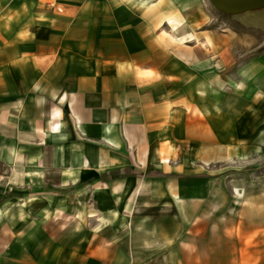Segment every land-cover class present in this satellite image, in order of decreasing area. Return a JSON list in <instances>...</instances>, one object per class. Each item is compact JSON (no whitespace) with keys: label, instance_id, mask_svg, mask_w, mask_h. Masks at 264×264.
<instances>
[{"label":"crops","instance_id":"crops-1","mask_svg":"<svg viewBox=\"0 0 264 264\" xmlns=\"http://www.w3.org/2000/svg\"><path fill=\"white\" fill-rule=\"evenodd\" d=\"M209 3L0 0V264H264V52L222 75Z\"/></svg>","mask_w":264,"mask_h":264},{"label":"rangeland","instance_id":"rangeland-1","mask_svg":"<svg viewBox=\"0 0 264 264\" xmlns=\"http://www.w3.org/2000/svg\"><path fill=\"white\" fill-rule=\"evenodd\" d=\"M209 4L213 30L229 36L228 62L220 71L232 78L238 67L264 52V0H211ZM234 166L230 175L252 176L264 171V157L254 165Z\"/></svg>","mask_w":264,"mask_h":264}]
</instances>
